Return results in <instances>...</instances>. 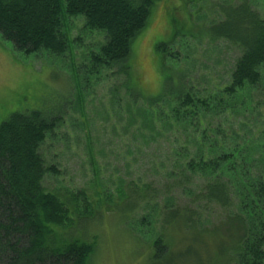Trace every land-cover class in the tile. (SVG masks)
Returning <instances> with one entry per match:
<instances>
[{"label":"trees","instance_id":"obj_1","mask_svg":"<svg viewBox=\"0 0 264 264\" xmlns=\"http://www.w3.org/2000/svg\"><path fill=\"white\" fill-rule=\"evenodd\" d=\"M155 1L0 0V36L26 57L66 50V16H82L86 29L103 33L89 60L96 72L120 76L114 89L129 98L130 125L142 115L145 128L136 131L154 141L147 158L162 152L160 185L130 190L116 206L124 221L140 203L160 219L147 264H264V141L236 140L244 126L264 135V16L238 0L221 20L200 25L209 43L234 51L222 80L215 63L202 77L190 74L191 82L178 66L164 75L160 93L144 96L129 83L128 60ZM172 37L156 44L162 68L167 59L179 62L168 48ZM58 119L32 110L0 123V264H88L94 244L58 235V226L72 224L69 211L43 185L55 170L40 148Z\"/></svg>","mask_w":264,"mask_h":264},{"label":"rangeland","instance_id":"obj_2","mask_svg":"<svg viewBox=\"0 0 264 264\" xmlns=\"http://www.w3.org/2000/svg\"><path fill=\"white\" fill-rule=\"evenodd\" d=\"M247 1L264 16V0ZM237 4L238 0H156L147 26L131 44L130 85L144 96H155L172 69L179 66L191 82L190 74L202 77L214 63L220 66L216 75L222 80L234 51L221 40L209 43L199 32L200 25L221 20L223 8ZM63 20L67 45L59 55L40 51L25 57L0 36V123L13 112L39 110L48 118L58 116L57 127L40 148L55 170L43 185L58 195L72 222L58 226L56 232L65 240L92 242L88 264H147L151 234L157 232L160 219L140 203L133 212L127 211L124 221L116 206L130 198V190L160 185L162 152L147 158L154 141H147L145 131H136L145 128L142 115L130 125L129 98L114 89L120 76L111 75L112 70L96 72L89 60V53L103 42V33L86 29L82 16ZM175 33V43L168 48L179 62L167 59L162 68L156 44L169 42ZM259 90L264 94V85ZM142 104L138 100L137 109ZM261 137L264 141V135L244 126L236 140ZM142 217L146 224L140 223Z\"/></svg>","mask_w":264,"mask_h":264}]
</instances>
